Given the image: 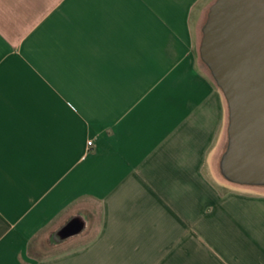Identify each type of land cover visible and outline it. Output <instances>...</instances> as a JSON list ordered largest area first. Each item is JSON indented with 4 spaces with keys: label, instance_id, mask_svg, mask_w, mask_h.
Instances as JSON below:
<instances>
[{
    "label": "crops",
    "instance_id": "0c3cea01",
    "mask_svg": "<svg viewBox=\"0 0 264 264\" xmlns=\"http://www.w3.org/2000/svg\"><path fill=\"white\" fill-rule=\"evenodd\" d=\"M201 1L0 0V264H264Z\"/></svg>",
    "mask_w": 264,
    "mask_h": 264
},
{
    "label": "water",
    "instance_id": "95a60500",
    "mask_svg": "<svg viewBox=\"0 0 264 264\" xmlns=\"http://www.w3.org/2000/svg\"><path fill=\"white\" fill-rule=\"evenodd\" d=\"M198 52L228 109L220 173L264 187V0H215Z\"/></svg>",
    "mask_w": 264,
    "mask_h": 264
},
{
    "label": "rangeland",
    "instance_id": "374dc122",
    "mask_svg": "<svg viewBox=\"0 0 264 264\" xmlns=\"http://www.w3.org/2000/svg\"><path fill=\"white\" fill-rule=\"evenodd\" d=\"M215 2V0H202L201 2L197 3L196 6L194 7L195 9H198V12L201 13V16H202V26L206 20V16H207V12H208V9L209 7ZM194 9V10H195ZM200 39H201V32L199 33V36H198V40H197V43H196V53H197V57H198V62L199 64L201 65V67L204 69V71H206L208 73V75L210 76V73L208 71V69L206 68V66L201 62L200 58H199V52H198V48H199V43H200ZM211 77V76H210ZM227 113H228V109H227ZM227 124H228V116H227ZM226 145L225 147L227 146V137H226ZM225 147H224V150H225ZM221 159V156L220 158ZM218 174H219V183L221 185V183H223V177L221 176V173H220V168H218ZM229 187H238L236 184L234 186H230ZM250 187H259L261 189H264V187H261V186H250Z\"/></svg>",
    "mask_w": 264,
    "mask_h": 264
},
{
    "label": "built area",
    "instance_id": "2783aa9c",
    "mask_svg": "<svg viewBox=\"0 0 264 264\" xmlns=\"http://www.w3.org/2000/svg\"><path fill=\"white\" fill-rule=\"evenodd\" d=\"M87 145H88V147L91 146L92 145V142L91 141H88L87 142Z\"/></svg>",
    "mask_w": 264,
    "mask_h": 264
}]
</instances>
